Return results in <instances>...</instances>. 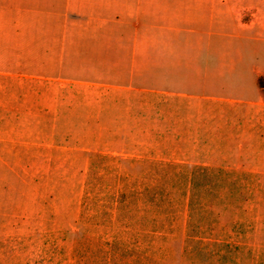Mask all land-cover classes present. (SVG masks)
I'll return each instance as SVG.
<instances>
[{"label":"crops","instance_id":"crops-1","mask_svg":"<svg viewBox=\"0 0 264 264\" xmlns=\"http://www.w3.org/2000/svg\"><path fill=\"white\" fill-rule=\"evenodd\" d=\"M263 42L264 0H0V164L50 163L73 118L258 147Z\"/></svg>","mask_w":264,"mask_h":264},{"label":"rangeland","instance_id":"rangeland-1","mask_svg":"<svg viewBox=\"0 0 264 264\" xmlns=\"http://www.w3.org/2000/svg\"><path fill=\"white\" fill-rule=\"evenodd\" d=\"M135 127L58 121L50 163L0 164V264H264V137L172 153Z\"/></svg>","mask_w":264,"mask_h":264},{"label":"trees","instance_id":"trees-1","mask_svg":"<svg viewBox=\"0 0 264 264\" xmlns=\"http://www.w3.org/2000/svg\"><path fill=\"white\" fill-rule=\"evenodd\" d=\"M258 83L260 84L261 87H263V85L261 84V79L258 78Z\"/></svg>","mask_w":264,"mask_h":264}]
</instances>
